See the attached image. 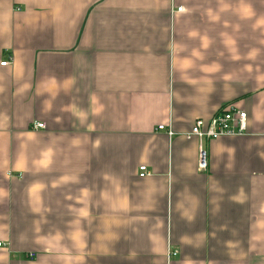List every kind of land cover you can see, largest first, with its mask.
<instances>
[{"label": "crops", "instance_id": "crops-1", "mask_svg": "<svg viewBox=\"0 0 264 264\" xmlns=\"http://www.w3.org/2000/svg\"><path fill=\"white\" fill-rule=\"evenodd\" d=\"M9 55L0 264H264V0H0Z\"/></svg>", "mask_w": 264, "mask_h": 264}, {"label": "built area", "instance_id": "built-area-1", "mask_svg": "<svg viewBox=\"0 0 264 264\" xmlns=\"http://www.w3.org/2000/svg\"><path fill=\"white\" fill-rule=\"evenodd\" d=\"M183 11L182 8H177L176 12ZM12 62V55H9L6 59L1 61V65H5ZM34 128H43L45 124L43 122H34L32 124ZM158 129H165L164 125H159ZM246 131V112L239 109L235 105H228L215 116L208 121L203 119H196L190 129L185 134L187 139L196 138L199 142L198 146V169L206 171L208 168V154L203 147V142L206 140H215L221 137L239 136ZM167 133L171 135L170 128L167 129ZM145 166L139 168V177L143 178L149 176ZM1 246V244H0ZM175 256V253H171Z\"/></svg>", "mask_w": 264, "mask_h": 264}]
</instances>
